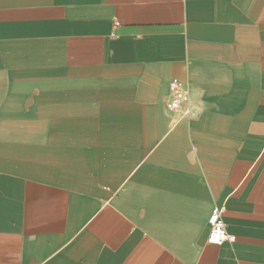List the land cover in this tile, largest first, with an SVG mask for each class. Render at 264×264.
Returning <instances> with one entry per match:
<instances>
[{"label":"crops","instance_id":"obj_1","mask_svg":"<svg viewBox=\"0 0 264 264\" xmlns=\"http://www.w3.org/2000/svg\"><path fill=\"white\" fill-rule=\"evenodd\" d=\"M0 264H264V0H0Z\"/></svg>","mask_w":264,"mask_h":264},{"label":"built area","instance_id":"obj_2","mask_svg":"<svg viewBox=\"0 0 264 264\" xmlns=\"http://www.w3.org/2000/svg\"><path fill=\"white\" fill-rule=\"evenodd\" d=\"M115 26L119 23L115 22ZM170 99L168 107L172 110L181 108L187 98V86L177 79L169 82ZM189 110H185L188 113ZM222 207L214 206L209 216V230L206 235V242L209 244L220 245L225 241L233 242L235 236L226 232L225 224L222 218Z\"/></svg>","mask_w":264,"mask_h":264}]
</instances>
